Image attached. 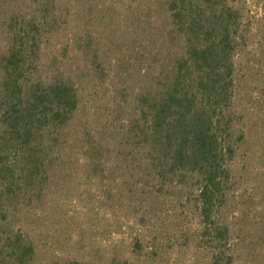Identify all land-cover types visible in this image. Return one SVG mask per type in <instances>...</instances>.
<instances>
[{
    "label": "rangeland",
    "instance_id": "374dc122",
    "mask_svg": "<svg viewBox=\"0 0 264 264\" xmlns=\"http://www.w3.org/2000/svg\"><path fill=\"white\" fill-rule=\"evenodd\" d=\"M223 2L235 11L229 117L244 139L208 223L195 179L151 177L149 99L188 47L168 0H0V65L25 51L13 99L23 107L56 82L78 97L68 124L36 129L7 156L0 264H264V0ZM4 80L1 65L0 119Z\"/></svg>",
    "mask_w": 264,
    "mask_h": 264
},
{
    "label": "trees",
    "instance_id": "16d2710c",
    "mask_svg": "<svg viewBox=\"0 0 264 264\" xmlns=\"http://www.w3.org/2000/svg\"><path fill=\"white\" fill-rule=\"evenodd\" d=\"M168 2L174 20L186 31L188 47L171 86L149 99L152 116L147 119L146 139L153 156L151 177L165 180L164 186L173 176L195 179L202 212L210 223L226 193L228 163L234 154L231 146L244 139L232 135L234 119L229 117L237 54L235 11L223 0ZM24 52L14 48L1 59L6 98L2 103L9 109L1 114L0 123L9 138L0 136V176L13 173L7 156L20 155L30 133L42 126L68 124L78 108L77 92L65 82L38 84L27 92L23 107L13 99L14 89L24 87ZM30 151L31 157L39 159L37 151Z\"/></svg>",
    "mask_w": 264,
    "mask_h": 264
}]
</instances>
